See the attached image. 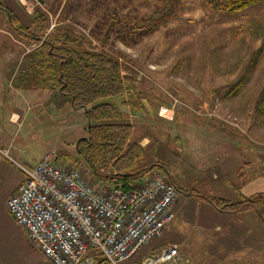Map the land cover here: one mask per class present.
Listing matches in <instances>:
<instances>
[{
    "label": "rangeland",
    "instance_id": "1",
    "mask_svg": "<svg viewBox=\"0 0 264 264\" xmlns=\"http://www.w3.org/2000/svg\"><path fill=\"white\" fill-rule=\"evenodd\" d=\"M62 1L67 12L64 20L59 12L54 13L59 0H25L28 18L36 10L47 15L46 37L64 30L82 36L88 48L97 49L99 43L91 34L97 27L110 29L113 9L118 16L146 21L149 29L138 36L129 31L122 35L121 28L113 27L107 49L131 60L123 74L137 78L148 109L126 111L151 162L167 166L169 173L164 174L182 188V194L162 236L121 264H139L145 255L170 245H177L191 264H264V225L259 217L223 214L192 195L228 198L232 194L219 188L222 178L215 166L229 152L218 149L217 138L227 140L226 149L231 150L237 167H242L241 177L248 175L250 166L252 177L264 170V70L258 67L264 63L259 44L264 37L259 13L264 0L253 9L235 13L222 9L216 0ZM16 15L18 23H27L26 16ZM16 32L17 46L11 50L17 60L8 65L13 71L12 86L17 79L27 78L21 69L31 63L29 54L39 46ZM2 41L5 47L10 44L7 36ZM7 47L4 51L9 52ZM41 96L44 106L29 109L24 104L21 117H12L0 101V134L3 129L9 134L0 140V150L9 149L10 157L7 161L0 151V264H50L6 202L22 178V166L33 168L51 152L58 156V163L72 166L77 143L85 135L87 121L82 111H75L50 91ZM165 105L175 107L174 117L159 115ZM86 178L99 185L89 172Z\"/></svg>",
    "mask_w": 264,
    "mask_h": 264
},
{
    "label": "trees",
    "instance_id": "2",
    "mask_svg": "<svg viewBox=\"0 0 264 264\" xmlns=\"http://www.w3.org/2000/svg\"><path fill=\"white\" fill-rule=\"evenodd\" d=\"M260 1L216 0V3L222 9L235 13ZM0 7L11 16V25L21 37L39 44L29 54L31 63L23 68L27 78L22 80L29 86L53 92L55 97L62 98L75 111L83 112L87 121L85 135L79 139L72 166L83 162L95 181L125 191L141 183L153 171L169 173L166 165L151 162L150 154L139 142L140 136L130 121L131 113L129 115L126 111L129 108L143 113L148 109L147 99L141 94L137 78L123 74V69L131 67V60L120 52L108 50L106 43L110 38L109 30L113 27L121 28L122 35L128 31L138 36L145 35L149 31L146 21L126 15L118 16L113 9L110 29L95 28L91 36L98 41L99 47L90 49L85 38L64 30L44 36L49 20L39 10L31 16V24L24 26L18 23L12 11L1 3ZM65 10L63 1L59 0L54 13L59 12V18L64 20L67 16ZM261 102L264 104V92ZM177 188L182 191V188ZM192 195L208 201L223 213L254 211L264 221V193L241 196L238 201L194 192ZM106 262L105 259H98L95 264Z\"/></svg>",
    "mask_w": 264,
    "mask_h": 264
},
{
    "label": "built area",
    "instance_id": "3",
    "mask_svg": "<svg viewBox=\"0 0 264 264\" xmlns=\"http://www.w3.org/2000/svg\"><path fill=\"white\" fill-rule=\"evenodd\" d=\"M173 109L161 106L159 115L172 118ZM21 168L24 181L6 203L53 264H95L98 259L121 264L159 239L175 217L172 207L180 191L158 170L125 191L88 182L83 162L58 163L54 152L33 168ZM139 264L191 263L177 245H170L145 255Z\"/></svg>",
    "mask_w": 264,
    "mask_h": 264
},
{
    "label": "crops",
    "instance_id": "4",
    "mask_svg": "<svg viewBox=\"0 0 264 264\" xmlns=\"http://www.w3.org/2000/svg\"><path fill=\"white\" fill-rule=\"evenodd\" d=\"M0 3L4 7L8 8L10 11H12L15 14L16 19L18 21H20V20L17 17L18 15H16V14H20L22 17H25L27 15V12H26V9L24 6L25 0H3V1L0 0ZM255 6L253 5L250 8L253 9ZM0 13H2V16H1L2 19L0 21V101L2 103L6 104L5 105L6 109L11 110L10 115H12V117H21V114L19 113V111L24 112V109H23L24 104H26L29 109H35V108L40 107L42 105L44 106V101H43V98L41 96L43 94L44 90L37 89L33 86H29L26 81L22 80V78L17 79L15 82V85H13V86H12V84L9 83V79L11 77L10 74L12 75L13 71H11V69L8 68V65L10 64V62H14L17 60L16 59L17 55L15 53H13V51L11 49H13V46H17L15 42H17L18 40L14 37L15 32L13 33L14 28L11 25V20L10 19L8 20V15H9L8 12L3 7H0ZM259 13H261V15H263L262 20H261L262 21L261 24H262V27L264 28V7H263V9L259 10ZM26 21H27V23L24 26H29L31 24V19L27 17ZM7 25L9 28L7 27ZM10 29H13V31ZM4 36L5 37L7 36L10 40V44L7 45L8 47L6 46L7 50H9V52L4 51V49H6V47L3 43H1L2 38H4ZM259 44L261 45V51H262L261 57L264 60V37H262L259 40ZM255 63H257V62H255ZM258 67H260L262 70H264V63H262V61H261L260 66H258ZM21 70H22V73H25L23 68ZM22 73H21L20 77L23 75ZM263 76H264V74H263ZM13 93H15L18 96L24 97L25 102L23 103V101L20 98L16 97ZM51 93L53 94V92H51ZM67 104H69V103H67ZM129 111H131V110H129ZM129 111H128V114L130 115ZM11 122L9 121L10 124L15 125V123H13V122L11 123ZM8 137H9V134L3 129L1 131V134H0V140L5 141L6 139H8ZM212 140L215 141L214 138H212ZM216 140L218 141L217 143H219V144H217L218 149H220L221 151L225 150V151L229 152V155L224 156V159H223V157L222 158L219 157V159H218L219 164L215 166V169L219 170L220 174L218 176L221 177L222 180H219L217 178V176H214V178H213L214 180L217 179L220 181L219 188L221 190L224 189V190H229L232 192V194H230L231 196H229L226 199H229L231 201H238L241 196L251 197V196H254L256 194L264 193V170L260 171V173L258 175L252 177V174H251L252 169L250 166L247 168L249 170L251 169L250 171L248 170V175H247V173H245L246 177L245 178L241 177L242 173L239 172L240 167L239 166L237 167V164H238L237 160L234 159L233 155H231L232 154L231 150L226 149L227 148V144H226L227 140L226 139H218V138ZM141 145L143 146L142 143H141ZM5 151L9 152V149H6ZM6 160L9 161V159H7V158H6ZM0 165H2V163H0ZM24 178H25V176L23 173L21 180L15 186L13 191L10 193L9 197L17 191L19 185L24 181ZM225 184L228 186L225 187L224 186ZM221 186H224V187H221ZM235 187L239 188V190H237ZM181 194H182V191H180L179 195L181 196ZM180 196H178L177 200L179 199ZM176 201H175L172 209L175 208ZM223 214H225V213H223ZM233 215L237 216V218H240L239 217L240 215L239 216L235 215V214H233ZM253 215L255 217H259L261 219L260 224L264 225V221L262 220V218L260 217L259 214L256 215V214H252V213H249V214L246 213L244 215V217L246 216V217L251 218V216H253ZM166 228H168V226ZM181 253H182V251H181ZM45 258L47 259L46 256H45ZM99 260H101V259H99ZM47 261L50 264H53L50 260L47 259Z\"/></svg>",
    "mask_w": 264,
    "mask_h": 264
},
{
    "label": "water",
    "instance_id": "5",
    "mask_svg": "<svg viewBox=\"0 0 264 264\" xmlns=\"http://www.w3.org/2000/svg\"><path fill=\"white\" fill-rule=\"evenodd\" d=\"M10 18H11V16H10ZM78 145H79V142L77 143V148H78Z\"/></svg>",
    "mask_w": 264,
    "mask_h": 264
}]
</instances>
